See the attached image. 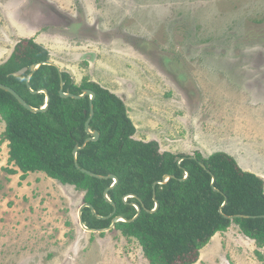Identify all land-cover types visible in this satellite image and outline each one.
<instances>
[{"label":"rangeland","instance_id":"374dc122","mask_svg":"<svg viewBox=\"0 0 264 264\" xmlns=\"http://www.w3.org/2000/svg\"><path fill=\"white\" fill-rule=\"evenodd\" d=\"M28 38L75 84L121 98L136 140L225 153L264 184V0H0V65ZM7 156L0 149V264H148L134 238L81 228L73 186L43 173L20 181L3 170L15 169ZM194 264H264V247L232 224Z\"/></svg>","mask_w":264,"mask_h":264},{"label":"trees","instance_id":"16d2710c","mask_svg":"<svg viewBox=\"0 0 264 264\" xmlns=\"http://www.w3.org/2000/svg\"><path fill=\"white\" fill-rule=\"evenodd\" d=\"M50 58L47 49L28 38L17 43L0 65V84L11 88L32 108L45 106L46 95L40 91L45 90L49 97L45 111L33 113L0 90V119L5 125L0 144L7 143V164L15 167L4 171L20 173V181L30 173H43L63 186H73L83 194L82 204L91 205L95 211L82 210L81 220L88 229H107L111 218L97 216L106 218L115 208V216L126 222L116 223L114 229L125 238L137 240L148 264H194L213 236L232 224L258 248L264 247L261 178L241 170L222 152L207 157L200 152L160 153L156 142L136 140V128L123 100L95 82L83 80L77 85L68 72L49 65H41L28 85V72L13 75ZM61 79L64 92L79 96L83 90L92 91V102L88 96L62 98ZM91 105L89 128L98 132L99 139L78 151L77 168L73 150L90 137L85 123ZM82 170L103 178L88 176ZM109 175L117 178L107 193L114 207L104 197L105 190L113 185ZM166 176L168 181L160 184ZM155 203L157 209L149 213ZM135 205L141 212L131 221L137 214ZM256 255L262 261L260 253Z\"/></svg>","mask_w":264,"mask_h":264},{"label":"water","instance_id":"95a60500","mask_svg":"<svg viewBox=\"0 0 264 264\" xmlns=\"http://www.w3.org/2000/svg\"><path fill=\"white\" fill-rule=\"evenodd\" d=\"M41 65H49V66H53V67H56L59 71V67L52 61H46V62H41V63H38V64H34V65H31L29 66L28 68H22L21 70L17 71L16 73H14L13 75L14 76H22L23 74L27 73L28 72V76H27V80H26V83L28 85V82H29V79L31 78V76L38 70V68L41 66ZM0 90L2 91H5L7 93H9L10 95H12L16 101L25 109H27L28 111L30 112H33V113H37V112H43L45 111V109L47 108L48 106V103H49V97L46 93L45 90H42L40 91L41 93H44L46 95V100H45V106L41 109H35V108H32L30 105H28L20 96H18L11 88L5 86V85H2L0 84ZM33 93H38V92H33ZM59 95L62 97V98H70V99H80V98H83V97H86L88 96L90 98V101L92 102L93 98H94V93L90 90H83L82 94L77 96V95H74V94H71L70 92L66 91L64 92L63 90V82H62V79L60 81V90H59ZM92 115H93V110H92V105H91V111H90V117L89 119L87 120V122L85 123V130L87 132V134L90 136L88 139L85 140V142L82 144L81 147L79 146H75L74 150H73V155L75 157V165L76 167L78 168V164L76 162V155L78 153L79 150L83 149L85 147V145L88 143V142H91V141H97L99 139V134L98 132L96 131H90V128H89V123H90V120L92 118ZM203 166V165H202ZM204 167V166H203ZM83 173L87 174L88 176H91V177H95V178H103L101 176H98V175H95L91 172H88L86 170H82ZM187 176V174H186ZM108 179H112L113 180V185L110 187V188H107L104 192V197L105 199L110 202V200L108 199L107 197V193L108 191L113 188L115 186V184L117 183V178L112 176V175H109L107 176ZM169 179V176H166L164 181L160 182V184H165ZM214 181L212 180V183ZM133 197V196H132ZM111 203V202H110ZM112 204V203H111ZM113 205V204H112ZM114 207V205H113ZM158 207V204L155 203V208L152 210V211H149V213H153ZM84 208H89L91 213L92 214H95V211L93 209V207L91 205H88V204H82L78 210V221H79V225L81 226V228L83 230H85L86 232H89V233H97V234H101V233H105V232H110L111 230L114 229L115 227V224L118 223V222H126V220L122 217H119V216H115V208H114V211L112 212V214H110L108 217L106 218H102V217H99L97 216L98 219H110L111 218V224L110 226L107 228V229H99V230H95V229H88L84 223L82 222L81 220V213H82V210ZM135 208H136V211H137V214L136 216H134V218L131 220V221H134L135 219L138 218V216L140 215V208L138 206L135 205ZM241 216H238L237 218H239ZM230 219H234V218H230Z\"/></svg>","mask_w":264,"mask_h":264},{"label":"crops","instance_id":"0c3cea01","mask_svg":"<svg viewBox=\"0 0 264 264\" xmlns=\"http://www.w3.org/2000/svg\"><path fill=\"white\" fill-rule=\"evenodd\" d=\"M4 128H5V126H4ZM4 128H3V131H4ZM2 129H1V131H0V137H1V134H2ZM3 147H6V149H7V143L5 142V143H2L1 145H0V149H2ZM8 152V151H7ZM8 157V156H7ZM31 174V173H30ZM19 177H20V173H19Z\"/></svg>","mask_w":264,"mask_h":264}]
</instances>
